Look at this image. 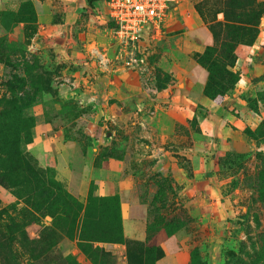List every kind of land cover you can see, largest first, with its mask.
<instances>
[{"label": "rangeland", "instance_id": "obj_1", "mask_svg": "<svg viewBox=\"0 0 264 264\" xmlns=\"http://www.w3.org/2000/svg\"><path fill=\"white\" fill-rule=\"evenodd\" d=\"M105 1L0 9V264H115L121 244L129 264H157L169 240L189 264H264V123L245 130L247 155L207 151L232 133L217 125L212 139L198 119L204 100L195 113L169 109L173 96L160 95L170 80L159 67L166 39L121 44ZM205 1L224 22L220 0L182 5L196 12ZM259 31L256 42L264 18ZM253 86L241 99L264 114V86ZM238 89L213 99L236 110ZM211 161L217 174L205 180ZM205 182L220 189L208 204Z\"/></svg>", "mask_w": 264, "mask_h": 264}, {"label": "crops", "instance_id": "obj_2", "mask_svg": "<svg viewBox=\"0 0 264 264\" xmlns=\"http://www.w3.org/2000/svg\"><path fill=\"white\" fill-rule=\"evenodd\" d=\"M28 0H0V9H6V7H22V5ZM184 0H181L179 5L172 7L170 11V18L167 22L166 36L164 38L166 45L169 49L164 51L162 60L159 64L160 69L170 78L168 86L160 93L163 99L173 96V104L170 106V110L175 113H195L200 103L204 100L202 108L198 111V119L201 125L213 135L214 141L217 136L215 135V127L223 128L224 130L232 133L231 140L224 141L218 140V143L213 145L212 148H206L207 151L215 150L218 153L226 151L229 153H247L252 152V144H248L246 140L247 133L245 130L257 131L264 123V114L255 113L248 107L244 106L241 99L243 96L244 88L252 83L253 88L263 87L264 82L257 84L253 83V80L264 76V66L261 64V58H264V40L258 39L252 47L240 46L237 50L238 55V67L236 71L239 72V88L238 96L231 101V104L237 99L240 104L230 109L223 108L221 100H211L205 97L204 90L208 82L209 74L204 68L198 65L197 61L193 59V56L202 55L208 47L213 46V38L209 31L203 27V23L200 17L197 15L192 5L183 6ZM80 17V15H78ZM171 18H173L171 20ZM171 33H176L170 35ZM163 40V41H164ZM241 52V53H240ZM264 97V96H263ZM230 101V100H229ZM225 100L224 104L229 103ZM262 107L264 104V98L258 100ZM235 106V105H232ZM129 112L133 111L134 104H128ZM261 111V109H260ZM200 112V113H199ZM262 112V111H261ZM223 115H220V114ZM220 115V116H219ZM231 123L233 126H225L226 123ZM217 129V128H216ZM237 136H234L236 135ZM244 134V136H243ZM253 141V137H249ZM240 141L238 145L237 141ZM221 150V152H220ZM217 174L213 169V161L204 166L203 177L205 180L214 177ZM199 178L200 181L203 180ZM197 181V176L195 177ZM192 182L190 192L195 188L196 181ZM233 181L234 178L230 177ZM231 182L225 181L223 185ZM206 186L201 190L204 202L209 203L206 196L212 192L216 198L220 194V189L213 188V185L209 182H205ZM197 188V187H196ZM219 193V194H218ZM223 199V198H222ZM224 200V199H223ZM226 201V199L224 200ZM215 205V202H212ZM124 220H130V209L128 206L123 205ZM126 223V222H125ZM129 238H134L131 234H128ZM113 255L116 258L115 264H129L126 256L125 245H113ZM165 257L157 264H189L190 256L186 251H176L173 249L172 241H166L164 244Z\"/></svg>", "mask_w": 264, "mask_h": 264}, {"label": "trees", "instance_id": "obj_3", "mask_svg": "<svg viewBox=\"0 0 264 264\" xmlns=\"http://www.w3.org/2000/svg\"><path fill=\"white\" fill-rule=\"evenodd\" d=\"M97 1L89 0V3L93 5ZM220 2L224 22L217 20L216 15L219 12L213 13L215 16L209 12V4L206 1L196 6V12L213 37V46L208 47L198 57V65L205 68L204 70L209 74L204 95L211 100L225 93L232 83H236L237 86L240 78L238 76L237 80L231 71L238 60L236 51L240 46L255 45L260 33V24L264 18V2H258V0H220ZM260 82H264V76L253 80L254 84ZM148 252L149 248L142 244L141 253L144 257ZM156 252L158 255L154 262L160 258L158 250Z\"/></svg>", "mask_w": 264, "mask_h": 264}, {"label": "built area", "instance_id": "obj_4", "mask_svg": "<svg viewBox=\"0 0 264 264\" xmlns=\"http://www.w3.org/2000/svg\"><path fill=\"white\" fill-rule=\"evenodd\" d=\"M111 32L121 44L139 39L161 43L172 7L181 0H106Z\"/></svg>", "mask_w": 264, "mask_h": 264}]
</instances>
